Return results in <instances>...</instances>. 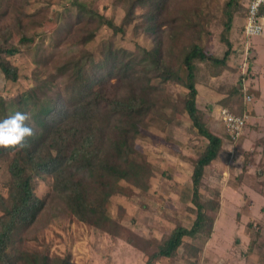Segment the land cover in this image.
<instances>
[{"label":"rangeland","instance_id":"obj_1","mask_svg":"<svg viewBox=\"0 0 264 264\" xmlns=\"http://www.w3.org/2000/svg\"><path fill=\"white\" fill-rule=\"evenodd\" d=\"M80 1L92 5L122 27L123 32L114 34L112 29L96 23L75 26L66 38L57 35L56 29L63 28L60 14L68 17L67 9L73 8L74 0H6L1 4L0 31L7 35L8 45L20 48L9 59L18 68L20 78L15 83L6 81L0 71V96L7 101L49 81L53 86L51 96L61 91L67 97L73 86L71 73L62 74L60 67L77 60L82 49L100 60L109 43L115 49L138 55L142 49L153 50L161 42L166 65L177 69L194 45L222 59L228 39L232 53L226 65L196 62L200 116L223 139L222 152L205 168L200 187L201 203L213 218V225L205 226L203 234L194 238L185 237L175 258H161L156 264H264V110L247 120L237 143L228 141L225 126L217 119L219 107L243 111L244 95L240 89L249 85L248 81L249 94L259 98L254 102L264 103L260 90V85L264 89V37H245L243 33L250 0H237L228 8L233 15L228 34L226 4L231 0H171L160 19L163 26L158 29V21H151L154 30L150 33L145 29L146 8L138 7L132 24H125L135 0ZM89 32H95L93 40L82 43ZM24 33L36 34L35 44L20 45L18 40ZM57 37L64 42L55 48ZM253 49L256 59L252 68L249 53ZM150 85L159 90V111L163 116L148 117L143 136L136 140L137 149L150 168L144 187L120 181V194L107 203L116 222V233L108 235L79 222L61 207H49L26 235V249L52 258L69 255L74 264H145L148 255L176 227L192 228L197 218L192 200L194 161L208 141L198 133L185 111V87L160 79H153ZM8 181L6 163L0 162V196H7ZM49 188L47 179L34 181L39 197ZM256 205L259 206L254 208ZM130 236L148 240L153 246L144 252L127 242Z\"/></svg>","mask_w":264,"mask_h":264},{"label":"trees","instance_id":"obj_2","mask_svg":"<svg viewBox=\"0 0 264 264\" xmlns=\"http://www.w3.org/2000/svg\"><path fill=\"white\" fill-rule=\"evenodd\" d=\"M5 1L0 0V6ZM170 2L135 0L128 9L125 24H132L134 11L139 7L147 9L146 31L154 30L150 24L153 20L158 21L160 29L163 26L160 19ZM236 2L231 0L226 4L227 34L233 18L227 10ZM72 7L67 9L68 17L60 14L63 28L56 29L57 35L66 38L73 27L96 23L112 29L114 34L123 32L122 27L105 18L92 5L74 0ZM6 36L0 31V39H4L0 40V71L6 81L15 83L20 73L9 59L18 54L20 48L8 45ZM94 36L95 32H89L81 42L88 44ZM36 39V34L24 33L18 41L22 46H31ZM63 42L57 37L55 48ZM226 46L224 57L218 59L203 47L194 45L185 54L182 64L173 69L166 65L161 42L156 43L153 50L142 49L138 55L122 48L115 49L109 43L100 60L82 49L77 60L60 67L62 74L71 73L73 86L67 97L61 91L51 96L53 86L49 81L7 101L0 96V120L16 111L26 112L30 116L28 123L35 131V135L28 138L29 147L19 151L0 148V162L6 163L9 175L7 196H0V264H74L69 255L63 259L52 258L25 247L29 230L49 207H61L79 222L108 235L116 233V222L108 212L107 203L115 194H120L117 190L120 181L144 187L150 168L137 149L136 140L143 136L148 117L163 116L159 111V90L150 85L153 79L174 82L188 90L185 111L208 143L194 161L192 200L197 218L192 228L176 227L162 245L148 255L145 264H156L161 258H175L185 237L194 238L203 234L205 226L212 227L213 218L207 215L201 203L200 187L205 168L222 152L223 139L215 135L200 116L196 62L226 65L232 53L228 39ZM39 179H47L50 183L43 197L34 190V181ZM138 239L130 236L127 242L144 252L153 246L148 240Z\"/></svg>","mask_w":264,"mask_h":264},{"label":"built area","instance_id":"obj_3","mask_svg":"<svg viewBox=\"0 0 264 264\" xmlns=\"http://www.w3.org/2000/svg\"><path fill=\"white\" fill-rule=\"evenodd\" d=\"M255 3V0H250L249 6L247 8L246 20L244 24L243 33L245 37L249 36H261L264 37V29L260 32L254 31V26L264 24V3H261L258 7V10L253 14L252 5ZM245 99L248 102H252L253 99L251 95L248 94L247 86H243ZM219 119L222 121L225 126L226 133L230 140L235 143L242 136L244 128L247 125L248 116L247 115H237L230 111L228 108H220L218 113Z\"/></svg>","mask_w":264,"mask_h":264},{"label":"clouds","instance_id":"obj_4","mask_svg":"<svg viewBox=\"0 0 264 264\" xmlns=\"http://www.w3.org/2000/svg\"><path fill=\"white\" fill-rule=\"evenodd\" d=\"M264 0H255L252 5V12L258 10V7ZM264 29V24L254 26L257 33ZM30 116L26 112L16 111L7 118L0 120V148L22 150L29 147L28 138L35 135L34 128L28 123Z\"/></svg>","mask_w":264,"mask_h":264},{"label":"crops","instance_id":"obj_5","mask_svg":"<svg viewBox=\"0 0 264 264\" xmlns=\"http://www.w3.org/2000/svg\"><path fill=\"white\" fill-rule=\"evenodd\" d=\"M246 13H247V11H246ZM246 20V19H245ZM253 52L254 53H256V50H252V51H250V57H251V62L250 63H252V68H253V63L255 62V59H256V55H254L253 56ZM242 56H243V53H242ZM255 69V68H254ZM253 69V70H254ZM244 74V73H243ZM252 81H256L255 79H252ZM261 81H262V79H260V83H261ZM248 83H249V85H250V82L248 81ZM258 86H259V84L258 83H256ZM249 85H247V84H245V86H249ZM244 86V85H243ZM241 91H242V94L244 95V89L242 88V89H240ZM260 90H262V99L264 98V89L262 88V86L260 85ZM248 94H249V91H248ZM249 95H251V98L253 99V101L252 102H248V101H246V97H245V95H244V109H243V111L242 112H234V111H232L233 113H235V114H237V115H247L249 118L248 119H250L251 117L253 118V117H255V115H258V111L259 110H261V111H263L264 109L263 108H260L261 106H264V103L263 102H261V103H255L254 101H255V99L257 98V96H254V95H252L251 93L249 94ZM261 97H260V99H261ZM258 100H259V98H257ZM261 101V100H260ZM259 104V105H258ZM260 106V107H259ZM259 107V108H258ZM220 108L221 107H219L218 109H217V113H219V110H220ZM231 111V110H230ZM217 116H218V114H217ZM217 119H219V117H217ZM220 120V119H219ZM221 121V120H220ZM221 123H222V121H221ZM228 141H230V142H232L231 140H230V138L228 137ZM257 206H259V205H256L254 208H257Z\"/></svg>","mask_w":264,"mask_h":264}]
</instances>
